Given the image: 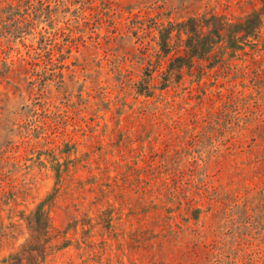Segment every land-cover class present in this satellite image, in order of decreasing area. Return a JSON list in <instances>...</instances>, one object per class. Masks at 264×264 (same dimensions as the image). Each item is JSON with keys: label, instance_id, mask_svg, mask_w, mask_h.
<instances>
[{"label": "rangeland", "instance_id": "rangeland-1", "mask_svg": "<svg viewBox=\"0 0 264 264\" xmlns=\"http://www.w3.org/2000/svg\"><path fill=\"white\" fill-rule=\"evenodd\" d=\"M30 1L27 36L0 12V261L33 237L26 264H264V54L134 90L156 66L136 23L264 0Z\"/></svg>", "mask_w": 264, "mask_h": 264}, {"label": "trees", "instance_id": "trees-1", "mask_svg": "<svg viewBox=\"0 0 264 264\" xmlns=\"http://www.w3.org/2000/svg\"><path fill=\"white\" fill-rule=\"evenodd\" d=\"M7 2V0L0 2V12L2 11L8 21L13 20L12 29L17 30L16 33L21 37L27 36L21 32L24 33L28 29L32 31L37 23L40 24L39 8L30 14L27 13V4L31 3L30 0H19L16 6ZM261 10H264V3ZM126 11L129 12V10ZM129 13L131 14L130 18L133 19L135 15ZM167 15L169 16V13L165 11L150 17L152 24H148L147 21L136 23V25L141 24L142 29L148 31L150 44H153L155 49L153 57L156 66H152L154 63L148 61L149 68H147L146 77L134 84V90L140 88L145 97H150L152 89L161 91L169 89L171 85L182 78L184 69L191 70L187 65H190L194 60L207 63L206 69L213 71L220 67L239 68L245 58H250L253 54L258 56L264 54V44L260 43L264 14L260 10H251L249 14L236 19L212 13L200 17L199 14H195L194 17L175 21L170 19L171 15L169 17ZM128 26V33L136 35L133 26L131 27L129 24ZM139 29L140 27H138ZM164 60L167 63L163 69L162 61ZM200 72V75L205 74L202 70ZM256 75H262V72L259 74V71H254L252 81L260 79V77L254 79ZM260 118H263V114ZM249 120L251 124L252 121ZM254 123L259 126L261 122L257 119V121L254 120ZM36 216L37 213H33L31 221L27 219V227L36 222ZM37 234L35 232L32 236ZM38 243L32 237L30 241L20 247L19 252L11 253L8 258L0 262L3 264H26L29 259H33L31 262L44 260L46 247H44L45 245L39 247Z\"/></svg>", "mask_w": 264, "mask_h": 264}]
</instances>
